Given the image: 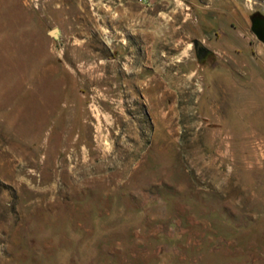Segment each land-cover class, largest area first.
<instances>
[{
	"label": "rangeland",
	"instance_id": "obj_1",
	"mask_svg": "<svg viewBox=\"0 0 264 264\" xmlns=\"http://www.w3.org/2000/svg\"><path fill=\"white\" fill-rule=\"evenodd\" d=\"M253 11L0 0V264H264Z\"/></svg>",
	"mask_w": 264,
	"mask_h": 264
},
{
	"label": "flooded vegetation",
	"instance_id": "obj_2",
	"mask_svg": "<svg viewBox=\"0 0 264 264\" xmlns=\"http://www.w3.org/2000/svg\"><path fill=\"white\" fill-rule=\"evenodd\" d=\"M250 17H251V29H252V31L255 33V35L258 38L263 40L264 39V31H263L264 27H261V21L264 20V14L261 13L260 11H253L251 13ZM204 45H205V48H203V50L200 49V51H198V52L194 47L195 52L199 58L205 57L210 52L209 47L205 43H204Z\"/></svg>",
	"mask_w": 264,
	"mask_h": 264
},
{
	"label": "water",
	"instance_id": "obj_3",
	"mask_svg": "<svg viewBox=\"0 0 264 264\" xmlns=\"http://www.w3.org/2000/svg\"><path fill=\"white\" fill-rule=\"evenodd\" d=\"M261 27H264V20L261 21ZM57 32H58V28L57 27H53V28L49 29V33L51 35H53V36H56ZM192 41H193L194 47L197 50V52L200 51V49L203 50V48H205V45H204V43H203V41L201 39L195 37V38L192 39Z\"/></svg>",
	"mask_w": 264,
	"mask_h": 264
}]
</instances>
